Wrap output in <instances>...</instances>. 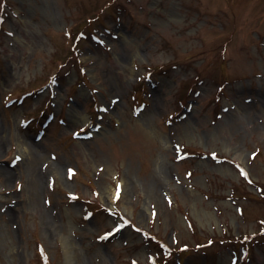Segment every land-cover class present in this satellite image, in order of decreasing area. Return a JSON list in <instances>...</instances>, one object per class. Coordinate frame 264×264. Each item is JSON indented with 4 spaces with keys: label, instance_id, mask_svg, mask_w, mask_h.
<instances>
[{
    "label": "rangeland",
    "instance_id": "1",
    "mask_svg": "<svg viewBox=\"0 0 264 264\" xmlns=\"http://www.w3.org/2000/svg\"><path fill=\"white\" fill-rule=\"evenodd\" d=\"M0 17V264H264V0Z\"/></svg>",
    "mask_w": 264,
    "mask_h": 264
},
{
    "label": "trees",
    "instance_id": "2",
    "mask_svg": "<svg viewBox=\"0 0 264 264\" xmlns=\"http://www.w3.org/2000/svg\"><path fill=\"white\" fill-rule=\"evenodd\" d=\"M5 2H6V0H4ZM100 18V15L98 14V15H96V16H93V18H92V20H94V19H99ZM2 21H3V19H2V17H0V28H2V25H1V23H2ZM90 23V22H89ZM93 23H91L90 25H92ZM94 31H95V29H93ZM90 31L89 33H86L85 31H83V30H80V31H78L76 34L74 33V31L73 32H68V35L70 36V37H72V39H76V42H78V40L79 39H81V38H83V39H87V37L89 36L88 34H92V35H94L95 36V33H94V31ZM75 47V46H74ZM73 50V49H72ZM151 73V72H150ZM84 77H85V72L81 75V74H79L78 75V81H77V83L79 82V81H83L84 80ZM76 83V84H77ZM48 84V83H47ZM223 88V87H222ZM34 90H32V91H30V92H24V93H21L20 95H19V97H17V98H14L15 100H18V101H22L24 98H25V96H27V95H30V94H33L32 92H33ZM14 99H12V100H14ZM11 100V101H12ZM52 113H51V111H50V108H49V102H46V106H45V108L44 109H42L41 111H39V112H37V114L36 115H34V116H32V117H30L28 120L29 121H33V122H35V125H34V127H36V128H38V129H41V128H43L42 127V123H43V126L44 125H47V126H50L51 125V121H50V117H52V115H51ZM61 120H63V118H60V120L59 121H61ZM50 124V125H49ZM186 153H190V152H188V151H186ZM150 236H153L154 238L156 237V241L157 242H161V240H159V238L156 236V234H154V233H151L150 234ZM158 238V239H157ZM208 244L209 243H206V242H204V243H198L196 246H199V247H205V246H208ZM196 248H198V247H196ZM190 250H189V246L188 245H186V247L184 248V249H181L180 247H179V252L180 253H183V255L184 254H186L187 252H189ZM170 255H171V253H170ZM167 262V261H166ZM176 264H182V261L181 260H178V261H176Z\"/></svg>",
    "mask_w": 264,
    "mask_h": 264
},
{
    "label": "snow or ice",
    "instance_id": "3",
    "mask_svg": "<svg viewBox=\"0 0 264 264\" xmlns=\"http://www.w3.org/2000/svg\"><path fill=\"white\" fill-rule=\"evenodd\" d=\"M243 174V173H242Z\"/></svg>",
    "mask_w": 264,
    "mask_h": 264
}]
</instances>
